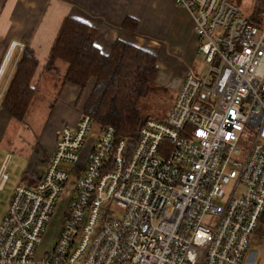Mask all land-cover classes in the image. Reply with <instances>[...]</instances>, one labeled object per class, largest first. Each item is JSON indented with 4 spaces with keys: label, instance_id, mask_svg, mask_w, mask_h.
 <instances>
[{
    "label": "built area",
    "instance_id": "2783aa9c",
    "mask_svg": "<svg viewBox=\"0 0 264 264\" xmlns=\"http://www.w3.org/2000/svg\"><path fill=\"white\" fill-rule=\"evenodd\" d=\"M176 1L207 71L188 72L134 143L83 112L63 123L38 181L12 193L0 264H249L264 212V0ZM64 198L53 248L37 257Z\"/></svg>",
    "mask_w": 264,
    "mask_h": 264
},
{
    "label": "crops",
    "instance_id": "0c3cea01",
    "mask_svg": "<svg viewBox=\"0 0 264 264\" xmlns=\"http://www.w3.org/2000/svg\"><path fill=\"white\" fill-rule=\"evenodd\" d=\"M68 15L87 21L96 28V43L104 52H108L113 42L120 38L157 54L159 75L150 86L157 82L159 86L170 84L177 91L189 70H170L166 63L168 54L176 53L178 49L183 50L188 60L193 52H197L198 39L193 29V20L184 8L177 5L176 0H0V71L4 67V73L0 72V86L4 81L0 91L2 151L16 146L10 139L9 132L11 125L18 119L12 117L1 104L22 50L29 46L36 52L39 66L33 84L39 86L41 77L46 73L44 66L50 50L64 18ZM185 16L188 18L185 19ZM127 17L138 20L135 31L123 28V21ZM13 41H17L20 46L10 53ZM61 62L57 63V68L58 71H64V74L67 65ZM93 84L94 79L84 89L69 82L61 85L50 105L51 110L42 130L31 142L29 150L20 152L25 157L22 180L26 174V183L38 181L42 175L55 148L60 126L66 122L78 123ZM88 146L89 144L84 150V158ZM7 155L10 153L6 152L0 168L5 161L11 159L12 155L6 160ZM9 179L8 174L7 183Z\"/></svg>",
    "mask_w": 264,
    "mask_h": 264
},
{
    "label": "trees",
    "instance_id": "16d2710c",
    "mask_svg": "<svg viewBox=\"0 0 264 264\" xmlns=\"http://www.w3.org/2000/svg\"><path fill=\"white\" fill-rule=\"evenodd\" d=\"M138 24L137 19L127 17L123 28L135 31ZM96 35V28L89 22L66 16L44 70L57 72V63L62 61L67 65L63 84L69 82L84 89L94 79L83 113L91 115L102 127L112 126L119 138H131L134 143L151 117L145 113L142 101L149 96L150 84L158 76V56L120 38L104 52L96 43ZM38 66L35 50L24 47L1 104L18 120L25 119L37 94L38 84H33V79ZM26 180L25 174V183ZM260 225H264V212Z\"/></svg>",
    "mask_w": 264,
    "mask_h": 264
},
{
    "label": "rangeland",
    "instance_id": "374dc122",
    "mask_svg": "<svg viewBox=\"0 0 264 264\" xmlns=\"http://www.w3.org/2000/svg\"><path fill=\"white\" fill-rule=\"evenodd\" d=\"M250 2L251 1L248 0L243 3L246 6L244 9L250 8L247 7L250 6ZM187 18L188 17L185 16V19ZM169 54L166 63L173 72L186 68V70L188 69L189 72L193 73L195 76L200 77L207 71L208 64L206 63L204 56L198 54V52H193L191 55L192 59H189L188 57V60L186 59V55L183 50L178 49L176 53L170 52ZM61 63L66 65L64 62ZM63 72L64 71L61 72V70L57 72L46 71V73L41 77L37 94L31 103L25 119L22 121L17 120L11 125L9 132L11 133L10 139H12L16 146L7 150H0V165L6 152H9L10 155H12L11 159L6 161L5 170L8 172L10 179L6 186L0 190V220L7 209L14 189L17 185L24 181L22 180V176L25 170V157L20 152L29 150L31 142L35 140L38 133L42 130L49 111L51 110L50 105L55 99L57 91L63 84ZM174 74L175 73H173V75ZM157 83H152L150 86L149 96L142 101V106L147 115L153 118H164L168 113L171 105L170 103L173 102L176 97L177 91L175 88H171L170 84L166 86H159V83ZM3 84L4 81H2L0 91ZM82 158H84V153ZM65 207L66 198L60 200L55 208L53 219L48 225L47 231L43 236V241L38 246L36 251L37 257H41L46 252H50L52 250L53 244L59 233L61 218L64 215ZM247 262L249 264H264V225H260L255 233L248 250Z\"/></svg>",
    "mask_w": 264,
    "mask_h": 264
}]
</instances>
